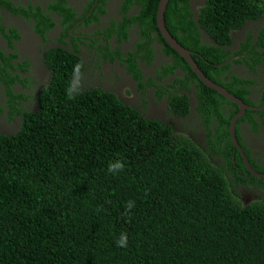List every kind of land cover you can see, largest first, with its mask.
<instances>
[{
	"label": "trees",
	"instance_id": "obj_1",
	"mask_svg": "<svg viewBox=\"0 0 264 264\" xmlns=\"http://www.w3.org/2000/svg\"><path fill=\"white\" fill-rule=\"evenodd\" d=\"M135 1L154 23L158 0ZM261 3L205 0L193 17L187 0H167L163 19L179 42L210 59L205 50L216 48L199 41L198 26L227 43L228 30L257 16ZM52 7L62 13L65 6ZM45 56L51 75L37 108L18 107V127L0 131V264H264V198L243 202L201 146L113 91H74L70 76L80 62L73 51L55 47ZM194 58L211 76V64ZM196 94L206 122L220 118L229 139L227 100L201 81ZM168 101L170 110L187 112L184 94ZM116 160L125 166L113 174L108 164ZM128 200L135 201L130 219ZM122 232L126 247L116 245Z\"/></svg>",
	"mask_w": 264,
	"mask_h": 264
},
{
	"label": "flooded vegetation",
	"instance_id": "obj_2",
	"mask_svg": "<svg viewBox=\"0 0 264 264\" xmlns=\"http://www.w3.org/2000/svg\"><path fill=\"white\" fill-rule=\"evenodd\" d=\"M124 2L5 0L4 4L0 3L5 29L0 32V131L9 132L18 127L21 116L18 107L37 108L38 94L51 75L45 55L55 47L67 48L76 53L80 62L79 73L72 71L70 76L74 91L102 87L134 105L142 114L169 123L175 131L201 134V149L211 163L223 169L230 189H235L243 202L264 198V7L257 16L245 17L239 26L231 27L227 43L221 42L218 34L200 30L199 41L216 48L204 49L210 59L191 49L211 64L207 68L211 75L208 77L222 86L220 81L226 82L228 88L224 87L243 102V111L235 118L233 131L249 169L240 150L233 145L230 131L229 139L223 136L225 130L218 126L221 119L212 116L208 123L204 111H199L196 91L201 80L197 76L188 78L174 64L175 56L163 51L151 12L143 14L135 0ZM204 2L187 0L192 15ZM261 4L264 6V0ZM52 6L65 7L60 13ZM18 17H23L24 24H17ZM154 20L156 23L155 15ZM177 34L183 36L182 29ZM147 48L149 58L145 56ZM138 73L141 85L134 77ZM177 94L186 96L185 114L169 109V96ZM224 98L227 102L221 106L222 112L230 121L239 111V105Z\"/></svg>",
	"mask_w": 264,
	"mask_h": 264
},
{
	"label": "water",
	"instance_id": "obj_3",
	"mask_svg": "<svg viewBox=\"0 0 264 264\" xmlns=\"http://www.w3.org/2000/svg\"><path fill=\"white\" fill-rule=\"evenodd\" d=\"M167 0H158L157 6H156V11H155V19H156V24L159 28V31L161 32V35L165 38L167 43L173 47L180 55H182L189 63L191 66V70L196 74V76L207 86L215 89L217 92L222 94L224 97L227 99L236 102L239 105V111L237 113H234L233 116H231L230 121H229V131L231 135V140L233 145H235L241 152V155L243 157V162L247 168L250 169L247 160L245 158V155L239 145V143L236 140V137L234 135L233 127H234V120L235 118L243 111V102L242 100L233 95L230 91H228L224 86L221 84L211 80L208 76H206L203 71L197 66V64L194 62L192 57L189 54V50L183 47L168 31L164 24V19H163V11L165 8ZM252 170V169H251Z\"/></svg>",
	"mask_w": 264,
	"mask_h": 264
},
{
	"label": "clouds",
	"instance_id": "obj_4",
	"mask_svg": "<svg viewBox=\"0 0 264 264\" xmlns=\"http://www.w3.org/2000/svg\"><path fill=\"white\" fill-rule=\"evenodd\" d=\"M204 4V3H203ZM202 4V5H203ZM201 5V6H202ZM164 12V11H163ZM195 16H197V11L195 12V14H193V17H195ZM155 21V20H154ZM165 24V23H164ZM153 25L154 26H157V24L156 23H153ZM166 26V25H165ZM167 28V27H166ZM156 30H157V32L158 33H160V35H161V32L159 31V28H158V26L156 27ZM198 30H199V33H200V30L201 31H203V29L200 27V26H198ZM169 31V30H168ZM171 34V33H170ZM172 35V34H171ZM173 36V35H172ZM161 37L165 40V38L161 35ZM174 37V36H173ZM175 38V37H174ZM176 39V38H175ZM177 40V39H176ZM178 41V40H177ZM165 42L167 43V41L165 40ZM179 42V41H178ZM183 47H185L186 49H188L189 50V54H190V56L192 57V59L194 60V62L197 64V62H196V60H195V58H194V56H197V57H199V58H201L199 55H197V54H195V53H193L192 51H191V49L192 48H188V47H186V46H184L181 42H179ZM168 44V43H167ZM169 45V44H168ZM170 46V45H169ZM171 47V46H170ZM179 56H181L182 58H183V60L186 62V63H188V61L182 56V55H180L173 47H171ZM195 50V49H194ZM163 51H164V49H163ZM197 51V50H196ZM147 54H148V52H149V49L147 48ZM165 52V51H164ZM198 52V51H197ZM166 53V52H165ZM168 54H170V55H172V57L174 56V54L172 53V52H169ZM174 64L175 65H177L178 67H180V68H182L176 61H174ZM188 65H189V63H188ZM190 66V65H189ZM198 66V65H197ZM199 67V66H198ZM200 68V67H199ZM201 69V68H200ZM202 70V69H201ZM75 71L77 72V73H79V71H80V65H76V67H75ZM191 72H193L192 70H190ZM203 71V70H202ZM194 73V72H193ZM195 74V73H194ZM205 74V73H204ZM206 75V74H205ZM195 76H196V74H195ZM207 76V75H206ZM71 89L69 90V94H71ZM143 116H145V117H153V116H148V115H144V114H142ZM228 128H229V125H228ZM124 163L121 161V160H116L115 162H110L109 164H108V171L110 172V173H113V174H115V173H118V172H120V171H123V169H124ZM135 208V201L134 200H128V201H126L125 202V205H124V213H123V215L124 216H126V217H128L129 219L131 218V215H132V209H134ZM98 211H99V209H98ZM127 239H128V237H127V233H125V232H122L121 234H120V236H119V238L116 240V245L118 246V247H126L127 246Z\"/></svg>",
	"mask_w": 264,
	"mask_h": 264
},
{
	"label": "rangeland",
	"instance_id": "obj_5",
	"mask_svg": "<svg viewBox=\"0 0 264 264\" xmlns=\"http://www.w3.org/2000/svg\"><path fill=\"white\" fill-rule=\"evenodd\" d=\"M124 3L127 4V1L125 0ZM137 3H138V2H137ZM1 4H2V3H1ZM138 4H139V3H138ZM4 7L7 8V6H4ZM123 9H125V6H122V10H123ZM2 16H3V15H2ZM24 18H25V17H24ZM15 19L17 20V24L20 23V25H21V24H24V22H25V20L23 19V17H18V18H15ZM1 22H2V18H1V16H0V32H1V31L4 32L5 29H4V27H3V25H2ZM6 24H7V23H6ZM187 65H188V63H187ZM188 66H189V65H188ZM1 119H2V118H1V115H0V121H1ZM192 133H194V132H192V131H191V132H186V133H184V135L187 136L188 138H190V139L192 140V142H193L196 146H200V145H199V141H200V139H201V134L197 133L196 136H194V135H192ZM188 135H189V136H188ZM190 136H191L192 138H191Z\"/></svg>",
	"mask_w": 264,
	"mask_h": 264
}]
</instances>
